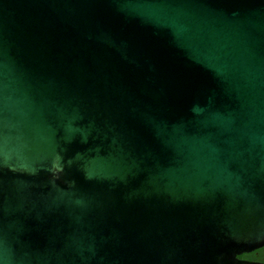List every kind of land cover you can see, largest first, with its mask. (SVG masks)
<instances>
[{
  "label": "water",
  "instance_id": "95a60500",
  "mask_svg": "<svg viewBox=\"0 0 264 264\" xmlns=\"http://www.w3.org/2000/svg\"><path fill=\"white\" fill-rule=\"evenodd\" d=\"M264 0H0V264H261Z\"/></svg>",
  "mask_w": 264,
  "mask_h": 264
},
{
  "label": "flooded vegetation",
  "instance_id": "af4514ba",
  "mask_svg": "<svg viewBox=\"0 0 264 264\" xmlns=\"http://www.w3.org/2000/svg\"><path fill=\"white\" fill-rule=\"evenodd\" d=\"M249 254L251 259L246 260V261H251V262H258L261 264H264V245L256 250H253L252 252L246 253ZM239 259V258H238ZM244 260V259H241Z\"/></svg>",
  "mask_w": 264,
  "mask_h": 264
},
{
  "label": "trees",
  "instance_id": "16d2710c",
  "mask_svg": "<svg viewBox=\"0 0 264 264\" xmlns=\"http://www.w3.org/2000/svg\"><path fill=\"white\" fill-rule=\"evenodd\" d=\"M239 259H246V260H250L251 257L249 254H241L240 256H238Z\"/></svg>",
  "mask_w": 264,
  "mask_h": 264
}]
</instances>
